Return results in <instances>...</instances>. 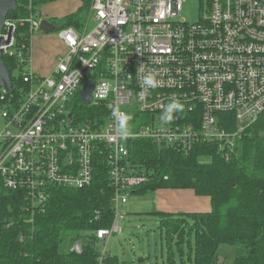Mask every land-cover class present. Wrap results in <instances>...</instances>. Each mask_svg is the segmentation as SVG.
<instances>
[{"label": "built area", "instance_id": "obj_1", "mask_svg": "<svg viewBox=\"0 0 264 264\" xmlns=\"http://www.w3.org/2000/svg\"><path fill=\"white\" fill-rule=\"evenodd\" d=\"M197 1L199 18L189 23L180 18L186 0H91L94 28L56 30L65 53L49 76L31 66L38 12L5 19L2 59L14 60L21 79L13 83L9 72L10 88H0V189L23 194L27 223L49 188L89 187L100 151L113 187V224L95 233L105 244L121 232L131 192L146 182L127 168L130 140L224 150L264 113V0ZM141 65L156 87L142 84ZM86 83L94 84L90 105L106 112L101 124L74 120L73 99ZM173 101L183 110L168 121L162 117ZM120 116L136 121L133 133L121 134ZM72 251L80 254L81 244ZM109 258L104 248L96 264Z\"/></svg>", "mask_w": 264, "mask_h": 264}, {"label": "trees", "instance_id": "obj_2", "mask_svg": "<svg viewBox=\"0 0 264 264\" xmlns=\"http://www.w3.org/2000/svg\"><path fill=\"white\" fill-rule=\"evenodd\" d=\"M56 1L17 0V11L6 18L25 19L40 6ZM79 1V10L60 19L58 30L83 26L91 0ZM3 62L13 83L20 82L19 73L12 76L17 71L14 60L4 57ZM73 101L76 123H103L101 106L85 104L78 94ZM219 117L223 120L230 115ZM229 131H234V123ZM128 150L127 168L146 177L130 196L191 190L197 197L210 199L209 213L149 214L158 221L166 264H217L221 245L237 248L232 264H264V113L238 135L232 148L219 150L216 144H197L184 152L134 139L129 141ZM95 155L91 185L83 189L49 188L32 224L26 222L30 217L24 211L23 194L0 190V264H96L99 250L95 233L111 228L114 208L108 166L100 151ZM66 240L68 246L80 242L81 253L65 250ZM108 261L118 264L113 255Z\"/></svg>", "mask_w": 264, "mask_h": 264}, {"label": "rangeland", "instance_id": "obj_3", "mask_svg": "<svg viewBox=\"0 0 264 264\" xmlns=\"http://www.w3.org/2000/svg\"><path fill=\"white\" fill-rule=\"evenodd\" d=\"M199 14V3L197 0H186V2L182 4L181 19L189 23L195 22L198 20ZM90 15L91 4L89 13L80 29L86 27L88 31H90L94 28L95 22L89 21ZM36 18L39 22L43 21L41 16ZM54 23L59 28L62 27L60 21H54ZM41 35H43L42 32L36 33L37 37ZM50 35H55V37H57L55 33ZM17 75L18 71H14L12 74V76ZM101 115H106V112H102ZM135 122L136 121L129 119L125 121L129 133H133L136 130ZM201 161L208 162V159H202ZM151 197V195H131L125 207L121 209L124 213V220L120 221L121 232L111 235L110 238L105 241V244L102 243V241H98L96 243L97 249L103 251L105 248L108 254L117 257L118 264H166L165 244L162 240L161 232L158 229V221L154 216L144 215L146 214L145 212L151 211V205L154 204ZM75 243L78 242H74L72 245L68 246L66 245L68 244L66 240L64 249L72 251ZM236 254L237 248L234 246H219L217 250V264H232Z\"/></svg>", "mask_w": 264, "mask_h": 264}, {"label": "crops", "instance_id": "obj_4", "mask_svg": "<svg viewBox=\"0 0 264 264\" xmlns=\"http://www.w3.org/2000/svg\"><path fill=\"white\" fill-rule=\"evenodd\" d=\"M80 6L79 0H58L41 6L38 14L57 30L59 27L54 21L74 14ZM56 30L52 33L56 34ZM52 33H43L40 37L35 35L31 43V66L35 73L42 76H49L55 67L57 56L65 53L63 43L55 35H50ZM151 196L154 204L151 205V211L145 212L144 215L147 216L155 212L209 213L211 209L209 198L197 197L191 190H157Z\"/></svg>", "mask_w": 264, "mask_h": 264}, {"label": "water", "instance_id": "obj_5", "mask_svg": "<svg viewBox=\"0 0 264 264\" xmlns=\"http://www.w3.org/2000/svg\"><path fill=\"white\" fill-rule=\"evenodd\" d=\"M18 9L17 7V0H0V31L3 28L4 21L7 17V15L10 12H16ZM40 30L44 34L55 32L56 27L52 26L47 21H42L40 23ZM3 44V42L0 41V45ZM3 51L0 50V88H10V80H9V70L6 66V64L3 62L2 59ZM94 88L93 83H86L83 85L79 92V96L82 99V101L90 105L92 103V91Z\"/></svg>", "mask_w": 264, "mask_h": 264}, {"label": "clouds", "instance_id": "obj_6", "mask_svg": "<svg viewBox=\"0 0 264 264\" xmlns=\"http://www.w3.org/2000/svg\"><path fill=\"white\" fill-rule=\"evenodd\" d=\"M140 72H146L147 74L143 76L142 84L146 87H156L157 81L155 80L152 70H146L143 65L140 67ZM182 106L178 103L173 101L171 104H169L165 110V114L162 117L165 120H172L173 119V111L180 112L182 111ZM114 115H118V113L114 112ZM120 132L122 135H129V129L125 125L124 117L120 116Z\"/></svg>", "mask_w": 264, "mask_h": 264}]
</instances>
